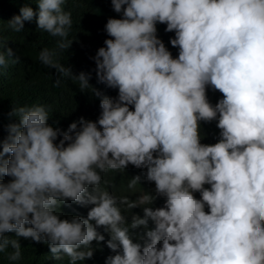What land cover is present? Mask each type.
I'll list each match as a JSON object with an SVG mask.
<instances>
[{"label":"clouds","instance_id":"9594fccd","mask_svg":"<svg viewBox=\"0 0 264 264\" xmlns=\"http://www.w3.org/2000/svg\"><path fill=\"white\" fill-rule=\"evenodd\" d=\"M0 21L36 52L0 36V264H264V0H12ZM21 65L59 91L31 100ZM89 88L100 113L73 114ZM129 166L152 192L105 189Z\"/></svg>","mask_w":264,"mask_h":264},{"label":"trees","instance_id":"16d2710c","mask_svg":"<svg viewBox=\"0 0 264 264\" xmlns=\"http://www.w3.org/2000/svg\"><path fill=\"white\" fill-rule=\"evenodd\" d=\"M12 9V0H0V13L3 16H7ZM0 24H2V21H0ZM2 32H0V36L3 44H4V50L6 51L7 48H13V50H16L17 54L20 56L21 60L24 61L27 57H35L36 52L35 49L31 46L30 42L27 41L25 38H23V34H11L10 30L7 29V27L2 28ZM86 39L96 38V35L93 33V31L88 27L87 28V35H85ZM159 38L165 43L166 47H169L170 44V38H174V33H162L159 35ZM11 47H10V45ZM169 49V48H168ZM169 51H171L169 49ZM172 52V51H171ZM173 56H178V49L177 52H172ZM18 73L22 76V83H21V90L34 94L35 98H31V100H41L44 99L45 96H52L56 94L59 89L56 87H50L47 84L39 81L36 77L25 75L24 68L21 65L18 69ZM90 84L101 91L104 95H108L111 97L117 96V90L116 92H112L113 89H108L105 85L98 83L97 78L92 79L89 81ZM208 97L209 101L215 105L219 99L222 98V94L213 91L211 88L208 90ZM50 103L55 107H60L62 104L58 101L52 100ZM80 109L75 111L73 114L82 111L85 115L90 114L92 111H97L100 113V100L99 98L95 97L92 94L91 88L83 90V94L81 96V101L79 102ZM3 107H0V117ZM202 128V135H204L206 138L202 141L203 143L207 144H214L217 142V138L219 136V130L216 127V122L212 123H205L204 125H201ZM121 173H113L112 175H109L107 180L104 182V186L106 190L111 191L115 197H128L130 200H136L138 196L146 193V192H152L155 185L154 184H148L142 176V171L139 169L134 168L133 166H129L128 169L119 170ZM142 176L141 184H137L135 189H129L128 184L130 180L137 176ZM165 201L163 199H158L152 207H162L164 205ZM143 207V206H142ZM133 211L134 215H139L141 218H143V209L142 208H136V209H130ZM149 226H154L151 224Z\"/></svg>","mask_w":264,"mask_h":264},{"label":"bare ground","instance_id":"6f19581e","mask_svg":"<svg viewBox=\"0 0 264 264\" xmlns=\"http://www.w3.org/2000/svg\"><path fill=\"white\" fill-rule=\"evenodd\" d=\"M12 63V62H11Z\"/></svg>","mask_w":264,"mask_h":264}]
</instances>
